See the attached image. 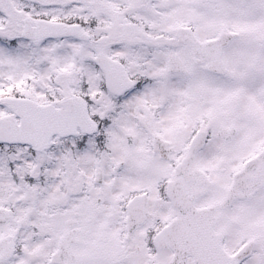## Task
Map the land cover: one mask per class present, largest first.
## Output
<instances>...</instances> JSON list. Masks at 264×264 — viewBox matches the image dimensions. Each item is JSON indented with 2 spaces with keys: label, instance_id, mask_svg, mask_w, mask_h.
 Returning a JSON list of instances; mask_svg holds the SVG:
<instances>
[{
  "label": "snow or ice",
  "instance_id": "snow-or-ice-1",
  "mask_svg": "<svg viewBox=\"0 0 264 264\" xmlns=\"http://www.w3.org/2000/svg\"><path fill=\"white\" fill-rule=\"evenodd\" d=\"M0 264H264V0H0Z\"/></svg>",
  "mask_w": 264,
  "mask_h": 264
}]
</instances>
